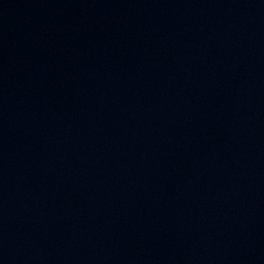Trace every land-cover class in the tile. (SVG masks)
<instances>
[{"label":"water","instance_id":"95a60500","mask_svg":"<svg viewBox=\"0 0 264 264\" xmlns=\"http://www.w3.org/2000/svg\"><path fill=\"white\" fill-rule=\"evenodd\" d=\"M0 264H264V0H0Z\"/></svg>","mask_w":264,"mask_h":264}]
</instances>
